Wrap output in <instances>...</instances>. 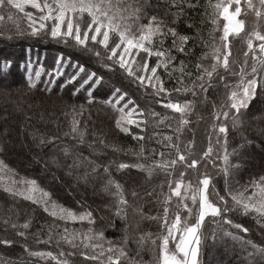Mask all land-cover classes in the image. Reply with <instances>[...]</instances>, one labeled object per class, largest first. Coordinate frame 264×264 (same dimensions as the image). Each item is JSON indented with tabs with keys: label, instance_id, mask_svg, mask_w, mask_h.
<instances>
[{
	"label": "snow or ice",
	"instance_id": "6c2138e0",
	"mask_svg": "<svg viewBox=\"0 0 264 264\" xmlns=\"http://www.w3.org/2000/svg\"><path fill=\"white\" fill-rule=\"evenodd\" d=\"M199 7L197 0H164L163 5H152L149 0H0V21L6 15L15 26L14 30L0 29L4 39L52 40L74 50L68 56H58L50 68L42 63L36 67L30 60L22 66L14 65L4 57L0 97L5 105L19 112L24 111L25 104L31 109L33 98L51 100L55 95L62 105L59 114L44 109L40 120L59 128V116L71 117L69 130L63 135L75 144L85 143L91 107L105 106L114 113L109 126L113 136L123 133L138 144L125 153L136 158L132 162L108 160L106 156L78 158L85 171L75 177L76 183L92 184L94 191L102 188L113 197L95 207L79 200L66 206L55 184L57 179L66 183L62 177L54 175L53 184L41 186L39 177L20 175L0 158L3 193L13 202H29L23 223L5 219L0 225V246L15 245L16 237L26 241L29 234H34L36 243L54 242L56 251H35L24 242V253L54 264H76L70 259L75 256L93 264H145L143 259L131 256L128 248V210L132 208L141 219L154 220L159 225L157 233H141L133 238L138 247L150 242L156 254L148 264H200L202 243L209 236L215 239L218 230L239 240L251 264H264V163L246 182L241 183L242 175L234 181L232 175L240 171V161L230 160L228 152L232 130L239 131L237 125L243 124L252 101L264 95V0H208L197 24L191 13ZM250 14L255 19L247 30L243 17ZM180 18L191 35L175 27ZM221 19L222 29L218 23ZM21 21H26L27 26L21 27ZM218 31L220 34L216 35ZM238 36L246 44L243 60L232 51V40ZM14 68L20 69L19 74ZM45 75L48 79H44ZM58 78L64 80L61 88L70 85L66 93L56 94L51 87ZM132 85H136L135 91ZM137 93L147 94L178 116L169 118L150 107H141ZM209 101L207 145L196 151L194 139L182 144V136L185 131H193L190 115L196 114V105ZM148 117L159 123L167 120L171 134L146 136ZM11 118L8 106L0 108V156L10 152L17 142L10 128ZM25 118L32 117L25 112ZM197 119L204 116L198 115ZM92 124L89 147L93 153L109 148L113 152L124 151L108 140L103 130L97 139L94 121ZM133 126L139 131H133ZM259 135L264 137V128ZM32 136L38 148L54 145L59 139L54 133ZM153 138V146L146 147L145 141L153 142ZM62 151L67 158L75 157L74 145H67ZM33 159L49 167L40 152H31L27 162L31 164ZM76 166L77 159L63 165L66 174H71ZM131 169L138 170L135 177L126 171ZM156 179H160L158 186ZM143 197L156 198L162 204V212L145 213L139 203ZM41 212L46 214L41 216L43 223L30 233L34 220L31 214ZM106 215L108 226H115L111 223L115 218L124 222L119 238L105 235ZM240 217L250 219L237 222ZM230 229L247 235H237ZM241 264L248 262L242 260Z\"/></svg>",
	"mask_w": 264,
	"mask_h": 264
},
{
	"label": "trees",
	"instance_id": "16d2710c",
	"mask_svg": "<svg viewBox=\"0 0 264 264\" xmlns=\"http://www.w3.org/2000/svg\"><path fill=\"white\" fill-rule=\"evenodd\" d=\"M200 7L198 8L196 13H191V15H194L196 17V23L199 24L200 22V15L199 13H204L205 6L208 4V0H197ZM214 2V0H213ZM149 3L152 5H163L164 0H149ZM172 11H175L173 9ZM208 11H211V9H208ZM246 19V29L250 30L252 27V22L255 19L253 15H248L247 17H243ZM220 28L222 29L223 26V20L221 19L219 22ZM27 23L26 21H21V27H26ZM14 24L11 21L7 20V17L5 15V20L0 21V29H12L14 30ZM175 27H177L178 31L181 33H187L191 35V32L188 30L187 25L183 22V18H180L177 20ZM203 28L204 25H201ZM219 31L216 33V35H219ZM203 35H207V30L203 32ZM241 36H243V33H241ZM246 48V44L243 42V40L238 36L235 39L232 40V51L233 55L235 57H238L240 60H243V51ZM197 55H199L200 49L197 47L195 49ZM74 53V50L71 48H68L63 43L57 44L55 41L52 40H35V39H24V38H17L15 40H6L2 36H0V68L3 67L4 64V57H8L10 60L14 62V65H24L29 62V60L32 62V64L36 67H39V65L42 63L45 68H50L54 65L55 59L60 56L61 54H64L65 56H68L69 54ZM14 70L17 71V74H19L20 69L14 68ZM44 79H48V77L45 75ZM64 84V80L62 78H58L56 80V83L52 84L51 87L54 89V92L56 94L66 93V90L70 87V85H64L63 88L60 87V85ZM41 87H44V85H41ZM136 85H132V91H135ZM223 89H221V92ZM138 96V103L141 107L145 108H152L156 112H159L161 114H167L169 118L178 116L176 113H172L170 110H166L162 108L159 104L155 103L153 99L149 98L147 94H141L137 93ZM31 96V94H29ZM181 99L183 97H180ZM0 100H3V97H0ZM33 103L34 110H44L48 109L50 111H56L57 114H59L62 105L56 101L55 95L52 96L51 100H39V99H31L30 101ZM43 102V103H42ZM46 102V103H45ZM77 104L80 103V101H76ZM36 105H39L37 107ZM54 106V107H53ZM24 108H27V104H25ZM261 109V110H260ZM260 113H257L259 112ZM264 95H258L250 104L249 109L247 111V115L243 120V124L237 125V130H232V135L229 137V147L228 152L230 153L229 159L234 160L237 159L240 161L239 163V172H233L232 179L234 181H239L241 175L243 176V180L241 183L246 182L249 178V175L252 173H255V169H260L262 166V163H264L263 158L254 157L256 160L254 162L247 161L244 159L243 156V148L248 147L250 150L253 147H250L253 143V136H257L260 140H264V137H261L259 135V130L261 128H264V121L261 120V116L264 115ZM25 112L20 111V113ZM196 114L190 115V119L193 121L191 128L193 131H185L182 136L181 143L183 144L186 140H192L195 141V149L196 151H199L202 147H206L207 145V129L210 123V117L209 113L211 112V101H209L207 104L198 103L195 108ZM91 114V120L89 121V127L86 130L85 135V143L84 144H75V141L71 140L69 137H65L63 135L64 131H68V122L70 121L71 117L65 118L64 116H59L60 120V126L59 128L57 125L51 124V123H44L40 120V115L34 113L30 117H32L30 120L26 119V123L29 127V132L27 133L28 139L31 140L33 138L32 134L36 133L37 137L40 134H48V133H54L59 136V139L55 141L54 145H43L41 147H37L36 149L38 152L41 153L43 156V159L46 158L49 161V167L46 168L51 169L53 172V175L62 177L65 181L70 179L72 182L71 185H73L74 189H77L79 191V194L82 196L80 199H77L75 195H70V198L66 195H64L63 191H61L57 185L58 194L61 198V202L66 203L67 205L76 204V201H83L86 205H91L92 207H95L97 204H101L102 200H113V197L109 194L103 191L102 188L95 191L88 189V184L85 185L83 182H81L79 185L76 183L75 177L78 175H82L85 171V168L80 165L78 158L80 156L87 157L89 160L93 159L94 157H104L108 160L115 159L116 161H124V162H132L136 158L126 151L129 149H135L138 147L137 141H134L131 136H125L123 133H119L118 135L113 136V134L109 131V126L112 123V117L114 116V113L110 108H106L105 106L101 105H95L91 107L90 109ZM16 118H18V114H14ZM89 115V112H85V117ZM203 115L204 119L198 120L197 116ZM136 118V117H134ZM55 119V117H53ZM94 121V127L97 132V139L99 138V133L101 130H103L105 133H107V139L115 143L119 146V148L123 149L124 151L119 152H113L112 149H105L103 151H96L95 153L92 152V148L89 147V142L93 139V136L91 133L93 132V124ZM25 123V124H26ZM174 123V121H173ZM168 121H164L163 123L154 122L153 118L148 117V126L145 131L146 136H152L153 133L162 134L167 133L171 134V130L167 127ZM83 127V124L81 125ZM231 127V126H230ZM133 131H139V129H136L135 126L132 128ZM14 135H16L17 131H13ZM27 139V140H28ZM145 141L146 147L153 146L154 143ZM33 141V139H32ZM30 142V141H29ZM34 142V141H33ZM38 142V141H37ZM36 144V143H35ZM67 145H74L76 152L75 157L67 158L66 154L62 151L63 148H65ZM239 146V147H237ZM93 147L102 148V146L99 145H93ZM156 147H159L156 145ZM233 148H236V151L233 152ZM254 150V149H252ZM257 156V155H256ZM0 158L4 159L6 163H8L10 166L15 167L20 175H25L28 178H36L39 177L40 180L38 183L43 181L41 186L44 185H51L53 184L52 181V175L50 173L45 171L44 164H42L41 168L39 167L36 162L35 164L31 163L29 166L22 165V162L20 161L19 157L12 152V149L10 152L3 154L0 156ZM73 159H77V166L72 171L71 174H66L65 169L63 167L64 163L72 164ZM57 167V168H55ZM130 172V175L135 177L138 173V170L131 169L126 170ZM259 171V170H256ZM117 175H119L117 173ZM162 179V176L160 177ZM160 179L155 180V184L158 186L160 183ZM216 179L221 180V183H223V180L221 177L217 176ZM151 190V189H149ZM165 191L167 190L165 186ZM157 193H159L160 189L159 187L156 188ZM143 196V194L141 193ZM163 198L161 197V200ZM175 199V198H174ZM139 203L141 204L143 211L147 213L148 215H155L158 211L162 212V204L158 203L156 198H147L143 197ZM29 202L23 201L22 199H18L15 202L11 200V198L7 197L6 194L3 193L2 188H0V225L3 224V221L5 219H13L16 220L18 223H23L25 216V205H28ZM79 207V205H76ZM34 207V206H33ZM11 210V211H10ZM34 217L33 220V226L29 230L30 233H35L36 229L40 227V225L43 223L41 220V216H46V214L41 213H32L31 214ZM49 222H51V217L47 218ZM250 218L247 217H240L237 222H246ZM128 224L130 226L129 229V252L131 256L137 258V259H143L145 261V264H148L153 258V256L156 254L152 251V246L149 243H146L143 247H138V245L134 241V237L138 238L141 233H157L159 231V225L157 221L149 220L147 218L141 219L139 215L135 214L132 210V208H129L128 210ZM105 227V235L116 239L123 235V228H124V222H122L119 218H115L111 221L112 224L115 226H108V216H105V221L103 222ZM79 227V225H76ZM231 232L237 233V235H247L244 233H239L236 229H230ZM2 235V233H0ZM257 240H259V236L257 235L255 237ZM17 243L12 246H0V262H5V264H34V262H38V264H54V262L50 260L41 259L39 257H29L27 253H24L22 248V243L26 242L29 247L35 251H56L55 243L52 244H44V243H36V237L34 234H29L27 236L26 241H23L22 238L16 237ZM170 247H174V245H170ZM65 250H67V245H64ZM224 249L233 250L232 252L239 251V255L243 256L248 264H251V260L248 258V256L242 251L241 245L239 240L234 239L232 236L226 235L224 232L217 231L215 239L212 237H208L201 246L199 261L200 264H240L239 261L232 262L231 259L220 258L218 255V251H224ZM216 251L213 254H211V251ZM227 250V251H229ZM237 250V251H235ZM236 253V254H238ZM233 254L231 256L233 259L237 258V255ZM214 257V259L212 257ZM72 261L76 262V264H93V262L90 261H84L83 257L75 256L70 258ZM216 259V260H215ZM220 259V260H218ZM238 260V258H237ZM125 264H127V261H125Z\"/></svg>",
	"mask_w": 264,
	"mask_h": 264
},
{
	"label": "rangeland",
	"instance_id": "374dc122",
	"mask_svg": "<svg viewBox=\"0 0 264 264\" xmlns=\"http://www.w3.org/2000/svg\"><path fill=\"white\" fill-rule=\"evenodd\" d=\"M5 106H8L9 111L12 113L10 128L12 130V135L14 137H16V140H17V142L12 146V152H14L19 157L20 161L22 162V165L29 166L30 164L27 161H28V158H30V156H31V152L38 151V150L36 149L35 142L32 141L33 138H31V140L28 139L29 137L27 136V133L29 132V127H28V124L26 123L25 112H27L28 116H31L34 113L41 115L42 109L39 111L37 109L34 110L33 107L31 109L24 108L25 112L20 113V111L19 112L15 111L12 106L5 105V101L3 98L2 101L0 100V108H3ZM260 110L257 113H260ZM14 114H16V115L18 114L19 117L16 118ZM13 131H17L16 135H14ZM17 133H19L18 136H17ZM252 138L254 141L250 147H253L252 149H254V150H252V149L250 150V148H248V147L243 148L244 159H246L247 161L250 160V162L251 161L254 162L256 160V158H254V157H259V158L264 159V148H262V144H264V140L263 141L260 140L257 136H253ZM45 160L49 164L48 159L46 158ZM35 162L38 165H40L39 167L41 168L43 163L38 162L36 159H33L32 163L35 164ZM44 168H45L46 172H48V173H50V175L54 176L52 173L53 171L51 169L47 170L45 165H44ZM55 168H57V167H55ZM256 170H259V169H255V172H258ZM58 178H60V176H58ZM71 182L72 181L70 179H68V180H66V183H61L60 179H57L55 181V184L57 185V187L61 191H63L64 195L68 196L69 198H70V195H75V197L77 199H80V197H82V196L79 194V191L77 189H74L73 185L70 188L67 186L68 183L72 184ZM87 188L90 190H93L92 185H88ZM227 250H229V249H226V250L224 249V251H218L219 257L220 258L227 257L228 259H231L232 262L239 261L240 264H241L242 260H245L243 256L239 255V253H238L239 251L235 250L237 252H232L233 250H229V251H227ZM215 252L216 251L212 250L211 254H213V256H214ZM236 253H238V254H236ZM233 254L237 255L238 260H237V258L233 259L231 257V256H233ZM212 258L214 259V257H212ZM218 260H220V259H218ZM227 264H229V263H227Z\"/></svg>",
	"mask_w": 264,
	"mask_h": 264
}]
</instances>
